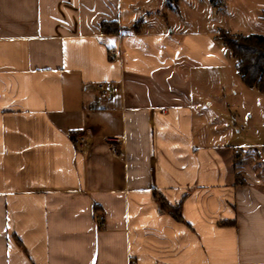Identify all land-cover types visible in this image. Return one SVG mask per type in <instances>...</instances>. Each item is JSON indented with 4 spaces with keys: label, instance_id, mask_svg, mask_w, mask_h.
<instances>
[{
    "label": "crops",
    "instance_id": "0c3cea01",
    "mask_svg": "<svg viewBox=\"0 0 264 264\" xmlns=\"http://www.w3.org/2000/svg\"><path fill=\"white\" fill-rule=\"evenodd\" d=\"M179 3L0 0V264H264V92Z\"/></svg>",
    "mask_w": 264,
    "mask_h": 264
},
{
    "label": "trees",
    "instance_id": "16d2710c",
    "mask_svg": "<svg viewBox=\"0 0 264 264\" xmlns=\"http://www.w3.org/2000/svg\"><path fill=\"white\" fill-rule=\"evenodd\" d=\"M209 1L216 8L223 4V0ZM261 18L264 19V11L261 13ZM140 24L139 20L131 28ZM101 28L103 33H116L122 29L117 21H103ZM218 33L216 38L230 50L242 81L246 85H254L259 91L264 92V35L250 33L229 36V32L224 29H218ZM154 197L160 210L170 213L176 220H182L180 205H171L157 192L154 193Z\"/></svg>",
    "mask_w": 264,
    "mask_h": 264
},
{
    "label": "rangeland",
    "instance_id": "374dc122",
    "mask_svg": "<svg viewBox=\"0 0 264 264\" xmlns=\"http://www.w3.org/2000/svg\"><path fill=\"white\" fill-rule=\"evenodd\" d=\"M201 2V0H198ZM194 3L195 0H180L179 5L184 9L181 13L185 19L189 20V25L191 30L194 32H207V33H218L217 28L227 30L229 36L236 35L228 31V28H231L234 32L238 31V34H250L257 33L264 35V20L257 18L254 13H252V19L250 20L249 26H243V23H247L246 20L242 23L235 12L230 11L231 17L230 20L223 16L222 11L219 8L208 6L207 0H205V7L200 4H195L191 6V10L187 9V3ZM242 25V26H241ZM240 26V27H239ZM244 30V31H242ZM242 160L241 154L236 159L237 162Z\"/></svg>",
    "mask_w": 264,
    "mask_h": 264
},
{
    "label": "built area",
    "instance_id": "2783aa9c",
    "mask_svg": "<svg viewBox=\"0 0 264 264\" xmlns=\"http://www.w3.org/2000/svg\"><path fill=\"white\" fill-rule=\"evenodd\" d=\"M98 88L101 91H105V90H109V89L111 91H114V92L117 91V87L114 86L110 82L101 83V84H99ZM81 141H82V139L76 140V143H79ZM107 142L110 144V148H111L112 152L114 154H117L118 153V144L120 143L119 136L118 135L108 136L107 137ZM99 219L101 220L102 219V216H100Z\"/></svg>",
    "mask_w": 264,
    "mask_h": 264
}]
</instances>
